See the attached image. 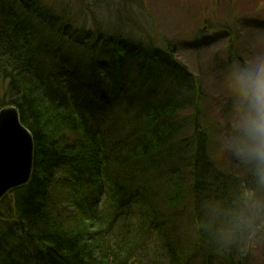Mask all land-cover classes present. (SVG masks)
Listing matches in <instances>:
<instances>
[{
	"label": "trees",
	"instance_id": "1",
	"mask_svg": "<svg viewBox=\"0 0 264 264\" xmlns=\"http://www.w3.org/2000/svg\"><path fill=\"white\" fill-rule=\"evenodd\" d=\"M141 5L0 0V110L33 142L29 182L0 201V264H264V224L216 239L206 206H231L250 177L215 170L199 83Z\"/></svg>",
	"mask_w": 264,
	"mask_h": 264
},
{
	"label": "rangeland",
	"instance_id": "2",
	"mask_svg": "<svg viewBox=\"0 0 264 264\" xmlns=\"http://www.w3.org/2000/svg\"><path fill=\"white\" fill-rule=\"evenodd\" d=\"M141 3L136 10L137 20L171 44L174 57L199 83L203 95L197 101L198 122L209 134L207 147L215 170L223 176L244 179L243 167L221 146L231 109L223 81L227 67L235 61L228 62L231 39L240 59L264 48V0H141ZM198 30L209 37L207 46L195 48L192 44ZM188 116L191 110L185 111L184 117ZM254 236L255 259L259 262L264 254L263 235L259 231Z\"/></svg>",
	"mask_w": 264,
	"mask_h": 264
},
{
	"label": "clouds",
	"instance_id": "3",
	"mask_svg": "<svg viewBox=\"0 0 264 264\" xmlns=\"http://www.w3.org/2000/svg\"><path fill=\"white\" fill-rule=\"evenodd\" d=\"M224 90L230 99V116L221 146L248 173L231 206H206L222 245H231L264 224V48L232 62L226 69Z\"/></svg>",
	"mask_w": 264,
	"mask_h": 264
},
{
	"label": "water",
	"instance_id": "4",
	"mask_svg": "<svg viewBox=\"0 0 264 264\" xmlns=\"http://www.w3.org/2000/svg\"><path fill=\"white\" fill-rule=\"evenodd\" d=\"M33 170V142L13 107L0 110V201L26 185Z\"/></svg>",
	"mask_w": 264,
	"mask_h": 264
}]
</instances>
